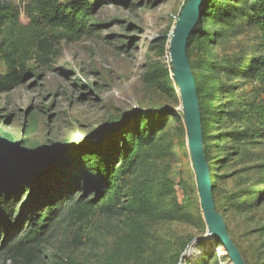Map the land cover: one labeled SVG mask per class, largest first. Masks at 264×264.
Returning a JSON list of instances; mask_svg holds the SVG:
<instances>
[{
    "label": "rangeland",
    "instance_id": "374dc122",
    "mask_svg": "<svg viewBox=\"0 0 264 264\" xmlns=\"http://www.w3.org/2000/svg\"><path fill=\"white\" fill-rule=\"evenodd\" d=\"M87 1L100 2L89 33L78 42L61 41L48 66L35 68L23 84L0 92V177L7 176L0 195L15 200L14 218L31 189L72 187L73 200L33 264L104 263L116 239L128 231L129 214L120 210L84 220L72 216L71 205L92 196L80 168L66 164L67 154L79 156L95 145L106 150L109 164L115 163L133 128L143 122L170 145V153L153 170H165L175 183L180 208L177 218L152 228L146 261L231 264L220 242L207 238L169 56V41L187 0ZM260 3L264 0H208L187 49L200 81L202 136L215 209L246 264H264V146L236 136L243 129L229 114V97L246 103L258 85L234 80L238 76L233 71L242 62L246 69L253 52H264V37L249 24L255 21L249 19L252 6ZM243 9L247 21L239 19ZM0 73H5L1 62ZM18 231L13 227L0 235V264H10L3 246Z\"/></svg>",
    "mask_w": 264,
    "mask_h": 264
},
{
    "label": "trees",
    "instance_id": "16d2710c",
    "mask_svg": "<svg viewBox=\"0 0 264 264\" xmlns=\"http://www.w3.org/2000/svg\"><path fill=\"white\" fill-rule=\"evenodd\" d=\"M98 3L87 0H0V62L5 69L3 75L0 73V92L23 84L35 68L48 66L61 41L74 43L86 36ZM246 12L243 9L239 14L240 20L247 21ZM252 12L249 19L255 21H249V24L264 37V3L254 4ZM198 28L199 23L189 37L188 46ZM29 63L35 67H28ZM238 67V72L233 71L238 76L234 80L242 78L258 85L252 87L253 97L246 103L229 97L233 103L229 114L237 118L243 129L236 136L264 146V52H253L246 69H243V62ZM191 70L193 73V66ZM194 80L202 125L200 81L195 76ZM235 102L238 103L235 105ZM132 133L126 150L115 163L109 164L106 150L95 145L84 154H67L66 158V164L80 168L87 194L92 196L75 201L69 211L72 216L84 220L99 214L114 215L120 210L129 214L128 231L116 239L103 264H150L145 254L152 228L177 218L180 209L174 200L175 183L165 170H153L156 162L170 153V145L145 122L139 128H133ZM203 147L208 163L204 139ZM6 177H0V187ZM130 178L132 182L126 185ZM210 180L212 183L211 176ZM71 192L72 187L65 184L60 188L46 185L31 189L29 199L23 208H19L15 218V200L0 195V218L4 220L0 222V235L5 237L13 227L19 229L3 246L10 264H33L38 259L46 237L65 213L68 202L73 200Z\"/></svg>",
    "mask_w": 264,
    "mask_h": 264
},
{
    "label": "water",
    "instance_id": "95a60500",
    "mask_svg": "<svg viewBox=\"0 0 264 264\" xmlns=\"http://www.w3.org/2000/svg\"><path fill=\"white\" fill-rule=\"evenodd\" d=\"M206 1H186L169 41V56L173 68V78L180 95L181 113L186 129L191 163L195 172L201 210L207 226V238H213L220 242L231 264H246L227 233L223 217L215 209L209 167L203 147L197 87L187 56L189 37L201 20L202 9Z\"/></svg>",
    "mask_w": 264,
    "mask_h": 264
}]
</instances>
